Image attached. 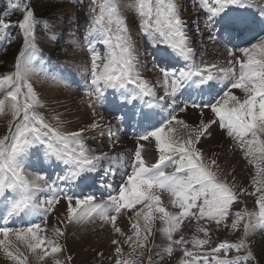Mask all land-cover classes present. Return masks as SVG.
<instances>
[{
	"label": "snow or ice",
	"instance_id": "obj_1",
	"mask_svg": "<svg viewBox=\"0 0 264 264\" xmlns=\"http://www.w3.org/2000/svg\"><path fill=\"white\" fill-rule=\"evenodd\" d=\"M0 7V41L10 42L12 29L23 40L14 70L0 76V115L11 117L0 137L5 264H48L49 258L51 264H74L62 239L67 227L87 229L97 220L115 237L107 256L95 253L97 264H261L264 248L258 256L253 238L264 235V0H192L191 10L203 21L194 32L218 51L223 47L224 59L215 62L203 58L206 45L197 60L193 29L179 0H90L82 39L76 29H67V38L49 29L50 39H66L88 53L83 91L93 118L72 131L62 127L59 114L53 125L40 112L45 105L33 84L36 77L64 83L38 47L37 27L47 29L49 22L37 17L33 0H0ZM124 9L135 12L139 38L158 57L154 81L142 75L146 65ZM15 13L20 15L13 21ZM216 85L218 93L206 98ZM109 95L117 103L115 125L96 111L105 109ZM190 110L198 111L194 121L181 116ZM132 116L144 130L131 153L109 155L89 144L96 139L89 133L103 139L107 132L108 146L115 149ZM217 129L223 156L203 147ZM144 142H154V153ZM124 155L127 166L116 167ZM90 180H98L108 195L73 191ZM241 203L245 207L233 211ZM50 215L56 218L51 227ZM125 216L126 228L118 223ZM28 217L33 219L15 226ZM221 227L235 239L214 242Z\"/></svg>",
	"mask_w": 264,
	"mask_h": 264
},
{
	"label": "rangeland",
	"instance_id": "obj_2",
	"mask_svg": "<svg viewBox=\"0 0 264 264\" xmlns=\"http://www.w3.org/2000/svg\"><path fill=\"white\" fill-rule=\"evenodd\" d=\"M39 2H42V6H47L46 8H48V10H50L51 13H50V16L39 15V13H36L38 18L47 20L49 22V28L47 29L43 25H39L37 27L38 47H40V49L42 50L43 56L46 58L48 64L52 66L53 71L58 73L61 77L65 76L66 79L68 76L67 82L70 87L65 85L67 84L65 82L60 83L59 85L62 86L64 89H70L73 91V94L69 93L70 95L69 94H68L69 96L67 95V97L65 98L66 100L58 101L55 98V96L50 95L51 84L55 82L51 80H45L42 77L34 78L33 79L34 87L37 89L38 92L41 93L42 102L45 105L43 108L40 109V112L53 125H57V122L56 120L53 119V117L59 114L61 119L65 121V123L62 125V127L65 130H68V131L76 130L78 127L85 126L92 119V109L88 107V99L83 98L84 99L83 100L82 97H80V96H84L86 98L85 93L84 91H80L81 89H78L77 84L74 83L78 81H84V77L88 75L86 71V66L88 64V60L86 59V57L88 56V53L86 50H81L75 46L69 45L66 39L60 40L59 43H57L55 40L50 39L49 37L51 35V32L49 31V29L55 32L57 36L63 34L65 38H67L70 35V33L66 31L67 29H76L78 30L77 35H79V37L82 39V34L89 25L88 10H89L90 0H33L34 8L35 6H38V4H40ZM124 2L128 3L129 0H124ZM179 2L182 8L184 9L183 16L188 21L189 28L193 29V31L190 32V36L193 39L194 47L198 50L197 60L201 58V54L199 50L204 45H206L205 52H207L208 50L212 53L214 52L213 50L217 51V48H214L212 44L207 41L206 36L197 37L196 33L194 32L195 24L197 22L202 24L203 21H202V18L199 17L195 11L191 10L192 0H179ZM0 10H2V7H0ZM123 11L125 13L126 22L129 24L130 31H131V34L133 35V38L138 40V44H137L138 58L144 65H146V67L141 69L142 75L146 79L150 78L149 79L150 81H154L155 76L152 73L153 70H151L152 69V66H151L152 55L149 50L150 46L148 45V42L146 39L139 38L138 20L135 18V12L132 9H124ZM19 15H20L19 13H15L12 15L11 19L15 21L19 18ZM17 31H18L17 29H12L10 33L11 35L10 42L0 41V65H3L4 60H5L4 57L5 56L7 57L10 54V52L13 50L12 49L13 47L19 48L16 56H14V62H15L16 57L20 54V51L23 49V40H22V37L17 36ZM98 47L103 48V46H100V45H98ZM205 52H203V55L209 56L205 54ZM203 58L206 59L205 56H203ZM14 62L10 66H8L10 63L8 64L5 63L4 66H8L9 68L5 67L4 68L5 71L3 73H0V76L14 70ZM145 69H147L150 72L149 73L145 72ZM156 88L159 91L160 85H156ZM43 90H47L48 95L46 92L44 93ZM67 99L68 100L71 99V100L67 101ZM77 102H79L80 105ZM74 105H76V107ZM77 105H78V108H77ZM81 107L82 109H80ZM97 110L100 111L104 115L105 120L113 122V119H109L107 117L105 109H100L99 107H97ZM78 114H81V115H78ZM10 118H11L10 114L0 115V137H2L3 135L7 133L8 121ZM78 118L80 119L82 123H76ZM75 126H78V127L74 129ZM107 136H108L107 132H105L104 137H107ZM97 138H98L97 142L103 145L101 151L108 152L109 155H114L118 153V151L116 150V148L119 147L118 145L116 146L115 149H110L108 146V140L104 141V138L101 139L99 137V134H97ZM130 143L131 141L127 140V144H130ZM89 144L94 145L93 142H90V139H89ZM123 150H124L123 153H126V150H127L126 147H123ZM221 154L223 156L224 151H222ZM128 159L129 157L124 155L121 160L122 165L127 166L126 161ZM33 161H35V163H38L36 162L35 158H33ZM245 203L247 204L250 210L255 207L252 199L247 200ZM245 203H241L237 205L235 208H233V211L242 209L243 207H245ZM57 208H59L62 212L63 203L61 205H58ZM48 223H49V227L56 224L55 215H50ZM118 223L120 224V221H118ZM99 224H100V221L97 220L94 225L87 226L86 230L83 226H78V225H71L67 227L66 235L62 239L66 245V250H68L66 251L65 254L73 255L74 264H97L98 258L94 259L95 253L97 251L104 252L106 256L112 251L114 246L111 245L110 238H115V237L111 233L110 226L108 227V230L106 231L100 228ZM157 225H159V221H157ZM78 229H82L84 230L83 233L84 232L86 233L83 234L82 236H78L79 235ZM98 231L103 232L105 235L98 236L96 234L98 233ZM191 232H192L191 229L188 230L189 235H191ZM99 237H101V239ZM235 237H236L235 233L221 227V229L218 232H216L215 235L213 236V241L214 242H218L222 240L233 241ZM253 239L255 241L256 254L260 256L261 248H264V235H257ZM72 240L74 241L76 240V242ZM125 251H128L126 246H125ZM233 255H235V253H233ZM0 259L3 260V263L5 264L4 259L2 257H0ZM33 264H35V262H33ZM48 264H51L50 258H49ZM104 264H109V262L105 260ZM261 264H264V260H262Z\"/></svg>",
	"mask_w": 264,
	"mask_h": 264
},
{
	"label": "bare ground",
	"instance_id": "obj_3",
	"mask_svg": "<svg viewBox=\"0 0 264 264\" xmlns=\"http://www.w3.org/2000/svg\"><path fill=\"white\" fill-rule=\"evenodd\" d=\"M219 51H221V52H223V47H221L220 46V48H219ZM152 73L154 74V76H155V72L154 71H152ZM150 77V76H149ZM148 77V78H149ZM150 79V78H149ZM43 92L45 93H47V90H43ZM73 94V91L72 90H70V89H64L62 86H60L59 84H57V83H52L51 84V92H50V95L51 96H55V98L58 100V101H61V100H66L65 98L67 97V95L68 94ZM69 94V95H70ZM43 95V94H42ZM47 95H48V93H47ZM68 95V96H69ZM45 97V96H44ZM80 97H82V99L84 98V99H86L84 96H80ZM83 99V100H84ZM71 100V99H70ZM70 100H68L67 99V101H70ZM77 100H79V99H77ZM84 102V101H83ZM63 103H65V102H63ZM68 103V102H67ZM66 103V104H67ZM75 103V102H74ZM79 105H80V103L79 102H77ZM85 105V104H84ZM75 107H76V105H74ZM74 108V107H73ZM77 108H78V105H77ZM80 109H82V107L80 108ZM87 110V109H86ZM96 111H98L97 109H96ZM98 112H100V111H98ZM84 113V112H83ZM89 113V112H88ZM91 113V112H90ZM76 115V114H75ZM78 115H81V114H78ZM77 115V116H78ZM197 115H198V112L197 111H189V113H187V114H181V116L182 117H184V118H186V119H189V120H196V117H197ZM104 116V115H103ZM74 117V116H73ZM81 117V116H80ZM83 117V116H82ZM93 118V117H92ZM105 118V117H104ZM110 119V118H109ZM74 120V119H73ZM74 123V122H73ZM76 123H82L81 121H80V119L78 118V120H77V122ZM113 125H115L116 124V122L115 121H113V122H111ZM72 126V125H71ZM76 127H78V126H75L74 127V129L76 128ZM97 134L98 133H89L88 135L91 137V136H96V139H90V142H93L94 143V145H92V147L93 148H97V149H99V150H101L102 149V147H103V145H101V144H99L97 141ZM218 136V137H217ZM217 137V138H216ZM108 140V136L107 137H104V141H107ZM119 140H120V143L118 144V148H116V150L118 151V153H123L124 152V150H123V147H126V153H131L133 150H134V147H136V144H135V142L133 141V140H131V139H129L128 137H124L120 132H119ZM127 140H129V141H131V143L130 144H127ZM96 141V142H95ZM218 141L222 144L223 143V141L222 140H220V133H219V131H218V129L216 130V132H215V134H214V137L211 139V140H207V141H205L204 142V144H203V147L206 149V150H213V149H219V144H218ZM127 144V145H126ZM148 145L149 144H145V147H146V150L147 151H149V148H151L152 147V145L151 146H149L148 147ZM148 147V148H147ZM227 147V145H225V148ZM221 152L222 151H224V150H222V149H219ZM127 157H128V155H126ZM59 209V208H58ZM127 217L125 216L124 217V219L122 220V221H120V225L123 227V226H125V227H127ZM91 227H93V226H91ZM69 230V229H68ZM86 230V229H85ZM110 230V229H109ZM83 231L84 230H82V229H78V236H82L83 234H85L86 232H84L83 233ZM110 233V232H109ZM90 234V233H89ZM98 236H102V235H105L103 232H100V231H98V233H96ZM72 238V237H71ZM74 238V237H73ZM82 238V237H81ZM100 239H101V237H99ZM102 239H104V238H102ZM83 240V239H82ZM72 241H74V240H72ZM104 241V240H103ZM74 242H76V240L74 241ZM98 243V242H97ZM107 243V242H106ZM105 244V243H104ZM103 244V245H104ZM105 249H106V247H105ZM109 249V248H108ZM111 249V248H110ZM68 251V250H67ZM109 252V251H108ZM0 264H4L3 263V260H1L0 259Z\"/></svg>",
	"mask_w": 264,
	"mask_h": 264
},
{
	"label": "trees",
	"instance_id": "obj_4",
	"mask_svg": "<svg viewBox=\"0 0 264 264\" xmlns=\"http://www.w3.org/2000/svg\"><path fill=\"white\" fill-rule=\"evenodd\" d=\"M39 3L40 4H38V6H35L36 13H39V15L50 16L51 11L48 10V8H46L47 6H42V2H39ZM45 5H47V4H45ZM12 49L13 50L10 52V54L7 57L6 56L4 57V59H5L4 60V63H3V65H0V73H2V72L5 71V69H4L5 67H8L11 64H13V62H14V56H16L19 48L18 47H13ZM5 63L6 64L10 63V64L8 66H4Z\"/></svg>",
	"mask_w": 264,
	"mask_h": 264
}]
</instances>
